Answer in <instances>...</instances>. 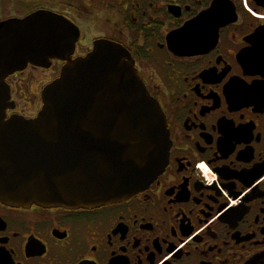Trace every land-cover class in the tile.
<instances>
[{
  "label": "flooded vegetation",
  "instance_id": "af4514ba",
  "mask_svg": "<svg viewBox=\"0 0 264 264\" xmlns=\"http://www.w3.org/2000/svg\"><path fill=\"white\" fill-rule=\"evenodd\" d=\"M36 11L79 28L73 59L100 39L130 52L165 113L169 160L128 201L0 200V264H264V0H0V25ZM67 63L8 76V115L34 117ZM34 81L27 115L16 86Z\"/></svg>",
  "mask_w": 264,
  "mask_h": 264
},
{
  "label": "water",
  "instance_id": "95a60500",
  "mask_svg": "<svg viewBox=\"0 0 264 264\" xmlns=\"http://www.w3.org/2000/svg\"><path fill=\"white\" fill-rule=\"evenodd\" d=\"M180 34H173L178 41ZM79 28L49 11L0 25V200L95 208L128 201L163 173L170 137L160 104L121 45L100 39L73 59ZM68 63L45 86L34 117L8 115V76Z\"/></svg>",
  "mask_w": 264,
  "mask_h": 264
},
{
  "label": "rangeland",
  "instance_id": "374dc122",
  "mask_svg": "<svg viewBox=\"0 0 264 264\" xmlns=\"http://www.w3.org/2000/svg\"><path fill=\"white\" fill-rule=\"evenodd\" d=\"M28 84L17 85L16 96L21 105V108L24 109L25 114L30 115L35 114L37 112L35 111L36 106L30 102L31 100L35 102L33 94L39 91L41 85L35 81Z\"/></svg>",
  "mask_w": 264,
  "mask_h": 264
},
{
  "label": "clouds",
  "instance_id": "9594fccd",
  "mask_svg": "<svg viewBox=\"0 0 264 264\" xmlns=\"http://www.w3.org/2000/svg\"><path fill=\"white\" fill-rule=\"evenodd\" d=\"M196 168L197 169H203L204 168V164L203 163H197L196 164ZM208 182L210 183L211 181L209 180Z\"/></svg>",
  "mask_w": 264,
  "mask_h": 264
}]
</instances>
